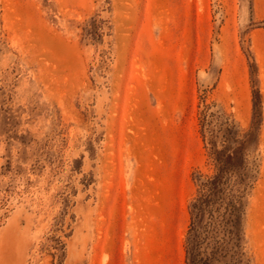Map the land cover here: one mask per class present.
I'll return each instance as SVG.
<instances>
[{
	"label": "rangeland",
	"instance_id": "rangeland-1",
	"mask_svg": "<svg viewBox=\"0 0 264 264\" xmlns=\"http://www.w3.org/2000/svg\"><path fill=\"white\" fill-rule=\"evenodd\" d=\"M259 94L254 264L264 0H0V264H187L211 142Z\"/></svg>",
	"mask_w": 264,
	"mask_h": 264
},
{
	"label": "trees",
	"instance_id": "trees-1",
	"mask_svg": "<svg viewBox=\"0 0 264 264\" xmlns=\"http://www.w3.org/2000/svg\"><path fill=\"white\" fill-rule=\"evenodd\" d=\"M203 115L205 125L207 109ZM262 120L259 94L251 128L241 136L234 124L227 123L221 147L211 142L215 171L201 180L198 195L191 202L185 238L187 264H254L246 232V208L259 166L249 155Z\"/></svg>",
	"mask_w": 264,
	"mask_h": 264
}]
</instances>
